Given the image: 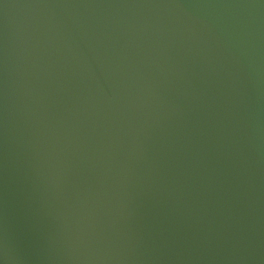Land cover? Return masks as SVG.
I'll return each instance as SVG.
<instances>
[{
    "label": "water",
    "instance_id": "1",
    "mask_svg": "<svg viewBox=\"0 0 264 264\" xmlns=\"http://www.w3.org/2000/svg\"><path fill=\"white\" fill-rule=\"evenodd\" d=\"M0 264H264V0H0Z\"/></svg>",
    "mask_w": 264,
    "mask_h": 264
}]
</instances>
